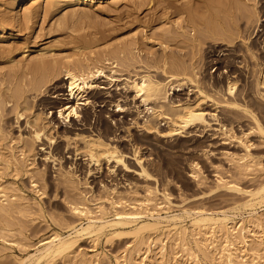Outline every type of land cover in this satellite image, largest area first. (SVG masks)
I'll list each match as a JSON object with an SVG mask.
<instances>
[{
	"label": "rangeland",
	"instance_id": "obj_1",
	"mask_svg": "<svg viewBox=\"0 0 264 264\" xmlns=\"http://www.w3.org/2000/svg\"><path fill=\"white\" fill-rule=\"evenodd\" d=\"M11 2L0 0V28H5L0 40V180L10 187L9 195L11 188L20 192L0 210V264H25L20 259L35 254L39 241L81 224L83 218L72 210L79 203L103 202L111 216L106 199L133 205L152 198L149 208L155 210L168 203V194L177 214L190 209L248 215L244 197L226 183L247 190L264 181V133L242 110L217 108L215 102H223L231 78L239 86L237 101L254 111L264 129V87L258 85L264 82V0H98L99 10L41 6L27 11L23 4L12 10ZM69 63L77 70L104 71L86 93L88 104L69 94L64 71ZM173 74L179 76L174 85L183 80L189 85L170 88ZM145 75L168 83L166 101L164 90L158 100L142 106L131 86ZM186 77L215 101L202 105L210 124L217 115L233 129L231 136L209 126L168 136L169 123L151 108L163 106L173 114V102L202 100ZM72 105L79 116H60ZM44 125L46 136L35 142V130ZM90 138L116 146L126 167L107 161L93 165L85 142ZM141 164L153 178L142 173ZM188 227V239L175 231L144 237L132 232L85 235L52 264H116L115 257L125 254L130 264H142L152 240L148 264H189L196 248L193 237L199 236ZM217 236L216 249L210 245L199 254L212 264H226L220 259L224 236ZM254 247L264 264L260 241L251 242L244 253L247 263L255 257ZM239 249L241 258L245 249Z\"/></svg>",
	"mask_w": 264,
	"mask_h": 264
},
{
	"label": "bare ground",
	"instance_id": "obj_2",
	"mask_svg": "<svg viewBox=\"0 0 264 264\" xmlns=\"http://www.w3.org/2000/svg\"><path fill=\"white\" fill-rule=\"evenodd\" d=\"M97 1L98 0H12L11 8L14 10L18 4H23L25 5L24 9H26V11L30 10V8L39 9L41 6H45V8L70 6L73 8L76 7L77 9H83L86 6H89L99 10L100 5ZM4 33L5 28H0V40L3 38ZM42 51H49L51 53L53 52V49L44 48ZM85 70H77L71 63H69L64 69L68 81L67 88L69 89L70 96L78 101L84 100V103L88 104L87 101L89 99L86 98V93L94 85L93 83L95 79L104 76V71L100 67H96L95 69L88 67L87 71ZM170 78L169 82L172 83L169 84V87L173 90H182L183 86L187 84V82L183 80V82L180 81L174 85L175 80H179V76L173 74L170 75ZM262 78H264V75H262ZM186 79L197 87L196 91L202 97V100L196 103L175 104L173 102V104L170 105L173 114L168 113L163 106H159L158 109L151 108V113L155 117L165 119L167 120V123H169L171 129L168 132V136L178 135L197 126H209L215 131H220L226 136H231L233 129L225 126L217 115H213V117H215V123L210 124L202 105L206 100H214L201 90L199 84L194 81L195 79L193 80L191 77H186ZM167 85L168 83L156 81L152 77L145 75L135 79L131 88L135 91L136 98L141 100L142 106L148 107L152 101H156L160 98V94H162L164 90L165 96L163 99L166 101L169 98L170 94L166 91ZM258 85L264 87L262 79L258 81ZM238 91L239 86L237 85V82H233L231 78H229L224 88L223 102L214 101L215 104H217L216 107L218 108V106L222 105L224 107L242 110L243 113L245 112L251 117L259 131L264 133L263 125L254 111H252L247 105H243L237 101ZM118 107L119 111H124L123 107L119 105ZM64 112H67V116H65L66 119H69L72 115H80L78 108H73V105L67 107L64 111L61 109L59 111L60 116L64 117ZM46 130L47 127L45 125L43 127L39 126V128L35 130V142L42 141L43 136H46ZM149 130L153 131L154 127L149 126ZM85 142L87 153L93 165L101 166L102 161H107L109 163L115 162L126 167L123 153H121L116 146H113L111 143L105 142L100 138H90ZM14 160L16 161V159ZM8 165L13 166L10 162ZM195 167H198V165L196 164ZM142 173L149 178H153L143 165ZM1 182L3 181L0 180V210L2 211L5 209L2 203L6 200L9 201V198L11 200L16 199V193L20 191L16 187L11 188V193L13 194L9 195L10 187ZM226 186L244 197L242 202L245 201L244 206L250 210L246 217H244L243 214H232L226 210L206 213L204 211L189 209L177 214L170 208L171 202L169 200L170 197L167 196L168 194H165V198L168 200V203L166 204L168 205V208H165L166 205L159 204L155 210L149 208V206L153 204L152 198H147L144 201L138 200L133 205L128 203V201H117L114 198L106 199L104 202L109 204L113 211L111 216L107 215V209L102 205L103 202L95 204L90 202H88V204L79 203L75 204L72 207V210L75 214L82 217L84 221L78 225H71L72 227L68 229L66 234L60 233V231H54L48 238L39 241L38 247L34 249L35 254H27L25 258L20 259V262L25 264H52L56 257L71 253L80 238L85 235H92L99 238L101 236L132 232L135 234V237H144V235L150 233L163 236L168 231H175L177 235L184 239H188L187 237L189 236L187 235V231L189 230V225L196 231L195 235L199 236V238L193 237L196 248L189 264H203L204 259V264H212L207 260V257H203L204 259L202 260L199 253H204L210 245H213L212 248L216 249L214 243L216 242L218 234H223L224 236V246L221 251L220 259L226 264H242L243 262L248 264L247 255L244 253L249 251L251 242L260 241L261 244H264V219L261 218V215H264V181L255 189L245 190L238 185L230 183H226ZM90 206H96L98 211H93ZM127 207H129V209H127ZM118 208H123V211L119 212L117 210ZM201 238H203L206 243H201L196 240ZM9 244L20 248V245L15 242H10ZM153 244L154 240L147 245L144 256L141 259L142 264H148V262H150V255L153 252ZM239 247L245 249L241 258L237 255V251L240 250ZM251 249H253L252 253L255 257L252 258L250 264H259V261L257 260L260 257L258 254L259 251L256 247ZM160 251L162 257H165L166 254H168L166 244L163 240ZM99 256L100 254L95 255V257L98 258ZM175 257L176 259H183L182 255H176ZM115 261L116 264H130V259L127 254L115 257ZM92 262H96V260L94 259ZM176 262L178 261L176 260ZM186 262L188 263V261Z\"/></svg>",
	"mask_w": 264,
	"mask_h": 264
}]
</instances>
